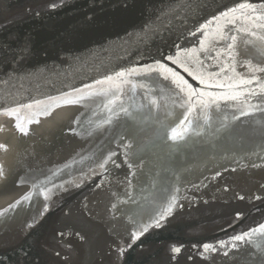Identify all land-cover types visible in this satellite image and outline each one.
<instances>
[{"label": "water", "instance_id": "water-1", "mask_svg": "<svg viewBox=\"0 0 264 264\" xmlns=\"http://www.w3.org/2000/svg\"><path fill=\"white\" fill-rule=\"evenodd\" d=\"M244 2L258 7L256 15L264 5V0H0V185L17 160L19 135L32 142L40 131L46 136L70 118L90 128L79 138L62 135L53 150L28 152L25 159L33 163L27 168L36 167L39 180L30 175L17 189L0 190V212L7 209L0 216V264H264V233L231 239L264 224V93L256 82L235 90L226 86L237 74L251 78L249 61L264 67L259 39L264 29L247 22L246 33L236 31L240 23L226 25L227 34L237 36L234 60L225 42L214 45L211 34L201 53L205 38L197 31ZM214 29L215 23L208 31ZM185 49H197L204 67L185 56ZM178 52L197 74L228 67L201 84L167 59ZM217 52L219 57L207 59ZM157 61L208 95L188 101L171 76L146 71ZM129 69L137 71L129 75ZM119 72L125 75L117 77ZM255 75L264 82V73ZM244 88L256 95L224 98ZM113 94L117 98L109 104ZM61 96L83 99L61 103L33 123L27 121L38 108H20L27 134L16 128V116L3 111ZM189 103L190 123L177 128ZM173 128L182 138L173 139ZM26 194L31 198L22 200ZM17 200L21 203L9 208ZM204 244L216 250L205 252Z\"/></svg>", "mask_w": 264, "mask_h": 264}, {"label": "snow or ice", "instance_id": "snow-or-ice-1", "mask_svg": "<svg viewBox=\"0 0 264 264\" xmlns=\"http://www.w3.org/2000/svg\"><path fill=\"white\" fill-rule=\"evenodd\" d=\"M257 11H258V7L254 4L247 3V2L239 3L234 7L228 8L226 11L220 12V14L218 16H213L212 19L208 20L205 24L200 25V27L197 29V31H200L205 38L199 42L200 43V52L203 53L204 51H207V49L205 47V40L211 34L217 38L213 42L214 45L219 44L221 42H225V44H226L225 52L227 53L230 60H234L235 57L233 55V52L236 49L237 36L227 34L226 25H231V26L235 27V25L237 23H240L241 26L239 28H236V31L237 32H246V33L249 32V29L246 26L247 22H251L254 27L264 29V5L259 6V12H260L259 15H256ZM238 13H239V15H238ZM257 21H260L261 23H257ZM214 23H215V29L213 30L212 33H210L208 31V29H210ZM192 35H195V33H192ZM250 35L256 36V32H254V31L250 32ZM259 39L264 41V35L260 36ZM245 43H250V42L246 41ZM183 51H184L185 56L193 57L196 64H199L201 68L204 67V61L202 59H200L199 56L196 55L197 49H185ZM220 55H221V53H219V52L216 53L215 57L212 56L211 54H209L207 59H209V60L216 59ZM167 59L171 60L173 64H177V65L183 67L184 71L188 72V74L190 76H193L194 79L199 80L201 84H206V85L209 84L210 79H214L220 73H224L226 71V68L228 67L227 65L221 66L220 67V73L208 72L207 76H205L203 73L197 74V73H194L193 71H191L189 69V67L186 66L184 61L181 59V53L180 52H178L176 54V57L169 56V57H167ZM248 64H249V71L251 73H253L251 78H245V77L239 76V74H237V79L233 83H230L226 86L229 89L235 90V89H239L241 86L251 85L254 82H256L258 88L260 89V92L264 93V82H261V78L257 77L255 75L256 72L264 73V67L252 66L250 61L248 62ZM136 71H137L136 69H129L128 74L131 75ZM146 71H149V72L158 71L164 75V79H168L169 76H171L172 83L176 85V87L180 90V92L186 93V95L188 97V101H191L192 97H194V96H199L202 98L205 95H208L207 93H205L203 91L193 89L192 86L190 84H188V82L186 80H184L182 76H180L179 72L173 70L172 68L167 67V65L162 64L159 61H157L155 67H153L152 65H148L146 67ZM231 71L233 73H235V68L234 67L231 68ZM116 75H117V77H123L125 75V73L119 72ZM106 79L110 81V80H112V77H107ZM227 79L232 80V77H227ZM97 83H103V82L97 81ZM209 86H211V85H209ZM215 86L225 87V85L220 84V83H217ZM77 91H79V90H77ZM244 92H247L249 95H256L255 90L244 88V91H233L231 94H226L224 98L225 99H231V100H237L240 96L244 95ZM89 95H91V93H89ZM116 98L117 97H115V94H113V99L109 101V104L115 103ZM80 99H83V97H78L77 100H68L66 98V96L49 97L48 102L36 100V101H34L33 104L19 105L17 108H6V109H3V111L9 116H16V119H17L16 128L19 131L27 134L25 128L21 124L20 117L17 115L20 108L32 109L34 106L38 108V112L33 113V117L29 118L27 121L28 123H33L34 117L36 115H44V116L50 115L51 109L54 107H57V108L60 107L61 103H77V102H79ZM153 103H155V101H153ZM199 103L205 104V106H206V103L203 99H200ZM105 107H108V106L105 105ZM180 107L183 108L184 105L181 104ZM193 107H194V105L189 103L186 114H184V117L180 121V123L177 125V128H181V126H183L186 121L190 123V121L188 120V114L187 113H191V111L193 110ZM120 110L123 112H127V110L124 109L122 106H121ZM109 111H112V109L109 108ZM241 114L243 115L246 113L242 112ZM36 122H38V121H36ZM172 133H173V139L182 138L181 133L177 132L176 128L172 129ZM0 147H2V146H0ZM106 163H107V160L102 162L99 166L101 168H104ZM34 187H39V186L36 185ZM30 198H31L30 194H26L24 197H22V200L26 201V200H29ZM47 198L48 197L46 196L45 199H47ZM20 203H21V201L17 200L14 204L9 205V208H14L17 205H19ZM113 207L115 208V205H113ZM45 210H47L46 207H45ZM170 210H171V204L169 205V207L166 211H170ZM6 211H7V209H5L4 212H0V216L5 215ZM162 217H163V213L161 214V218ZM155 225L157 227L160 226L159 220L155 221ZM149 226L150 225L144 226L143 230L147 231V228ZM257 232L264 233V224L260 225L259 228H257V229H252V230H250V232H244L242 234L236 235V236L232 237L231 239H232V241H245L246 238H250L251 235H253ZM219 243H220L221 247L226 246L225 241H220ZM232 246L235 247L236 245L233 243ZM203 249L205 252L216 250L215 247L211 244H204ZM172 251L174 253H179L180 248L174 247L172 249ZM225 255H227L226 252H225Z\"/></svg>", "mask_w": 264, "mask_h": 264}, {"label": "flooded vegetation", "instance_id": "flooded-vegetation-1", "mask_svg": "<svg viewBox=\"0 0 264 264\" xmlns=\"http://www.w3.org/2000/svg\"><path fill=\"white\" fill-rule=\"evenodd\" d=\"M79 120H80L79 118L78 119L70 118L66 123L64 122L63 125L58 126L56 130L55 129L50 130L49 134L47 133L46 136L43 134V132L45 131L44 129L40 131V134L38 135V139L32 142L27 138L23 137L22 134L19 135V138L17 139L18 141L17 160L13 165V167L9 170L10 172L6 175L4 183L0 185V190L9 188L10 190L13 191L17 189L20 185H23L22 183L24 181L23 179L24 178L29 179L30 175L33 177V181H38L39 177H36L33 173L36 170V167L32 169L30 165V167L28 166L27 168V165L29 163H33V161L30 159H25V155L29 156V153H31L32 151L36 153L37 149L40 150L42 148H48L49 151L60 147L59 139H61L62 135L71 137L73 135L78 134V136L76 135V138H79L83 135L85 136L86 133H88V131L90 130V128H87V126L83 122L82 123L81 121L79 122ZM68 148L69 150L73 149V147H68ZM64 156H68V153H66ZM64 156L61 155L60 157L65 158Z\"/></svg>", "mask_w": 264, "mask_h": 264}]
</instances>
